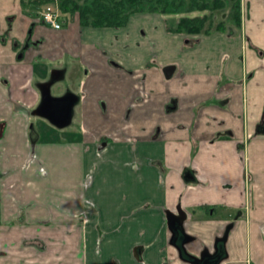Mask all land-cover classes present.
<instances>
[{
    "label": "crops",
    "instance_id": "1",
    "mask_svg": "<svg viewBox=\"0 0 264 264\" xmlns=\"http://www.w3.org/2000/svg\"><path fill=\"white\" fill-rule=\"evenodd\" d=\"M241 7L240 36L154 48L141 28L165 33L160 14L54 29L0 0V264H192L222 237L220 264H264V0ZM54 70L82 79L83 130L43 137Z\"/></svg>",
    "mask_w": 264,
    "mask_h": 264
},
{
    "label": "trees",
    "instance_id": "2",
    "mask_svg": "<svg viewBox=\"0 0 264 264\" xmlns=\"http://www.w3.org/2000/svg\"><path fill=\"white\" fill-rule=\"evenodd\" d=\"M21 1L33 15L57 3V0ZM61 9L67 22L78 14L82 26L119 28L127 25L134 14L156 13L163 16L170 33L211 34L223 31L228 36L242 34L241 0H234L230 5L225 0H62ZM172 233L173 240L183 239L184 247L188 235L182 229H174ZM225 239H218L215 252L204 251L201 260L191 255L184 257L191 263L220 264L226 257Z\"/></svg>",
    "mask_w": 264,
    "mask_h": 264
},
{
    "label": "rangeland",
    "instance_id": "3",
    "mask_svg": "<svg viewBox=\"0 0 264 264\" xmlns=\"http://www.w3.org/2000/svg\"><path fill=\"white\" fill-rule=\"evenodd\" d=\"M62 3V0H60ZM79 2H82L83 0H78ZM228 5L233 3L234 0H225ZM61 3H59L58 6H54L58 12L61 14V17L64 18L65 14L63 13L61 9ZM32 11V9H31ZM156 14V13H155ZM147 21V19H145ZM154 20H151L149 22L150 26L152 28H145L143 26L141 28V31H146L147 36L149 37V46L158 48L163 47L165 44V37L166 34H175L170 33L167 28L166 24L164 23V31L165 33L160 32V28L158 25H155L153 23ZM47 25V24H45ZM48 26V25H47ZM149 26V27H150ZM154 26V27H153ZM149 29V30H148ZM151 34L155 36L154 40L151 39ZM240 36V35H235ZM148 43V42H147ZM151 64L154 63V61L150 62ZM81 77H71V74H69L67 77L63 79L56 80L55 83L51 87V94L54 97H59L62 95H66L71 91H75V94L80 96L81 91ZM76 115L73 112V120L71 123L65 127H56L54 126L47 118L41 117V116H32L31 119V127H33V130L39 135L45 137L46 135L48 137L54 136V135H66V134H73L77 132H81L83 130L82 122H81V104L80 102H77L76 104ZM33 132V131H32Z\"/></svg>",
    "mask_w": 264,
    "mask_h": 264
},
{
    "label": "water",
    "instance_id": "4",
    "mask_svg": "<svg viewBox=\"0 0 264 264\" xmlns=\"http://www.w3.org/2000/svg\"><path fill=\"white\" fill-rule=\"evenodd\" d=\"M61 77V71L54 70L51 75V80L49 82H44L39 85V88L41 90L42 100L40 105L33 110V114L37 116H41L44 118H47L50 122L55 124L57 127H65L71 123L72 117L71 114L66 115L64 118L59 119L55 116V114L51 110V104L54 99V97L51 94V86L54 81L59 80ZM77 99L75 100V102ZM185 215L183 212H179L177 214L170 213L168 215V223L171 230L174 229H180L182 227V222ZM188 238L186 237V240L184 243H186ZM203 255L201 257H198L197 259L201 260ZM192 264H198L197 261H194Z\"/></svg>",
    "mask_w": 264,
    "mask_h": 264
},
{
    "label": "flooded vegetation",
    "instance_id": "5",
    "mask_svg": "<svg viewBox=\"0 0 264 264\" xmlns=\"http://www.w3.org/2000/svg\"><path fill=\"white\" fill-rule=\"evenodd\" d=\"M57 5V3H56ZM242 9V7H241ZM42 9L39 10L38 14L40 16V11ZM217 32V31H216ZM223 32V31H222ZM227 34V33H226ZM232 37V36H229ZM235 37V36H234ZM52 78L50 77V79H48L46 82H49ZM55 83V81L53 82V84ZM52 84V85H53ZM52 87V86H51ZM54 97V96H53ZM78 95H76L73 92H69L66 95H62L59 97H54L52 104H51V110L52 112L55 114V116L59 119L64 118L66 115L71 114L72 120H73V109L75 107V105L77 104V102H79L78 100ZM77 99V101L75 102V100ZM71 120V121H72ZM52 123V122H51ZM53 124V123H52ZM54 126H56L55 124H53ZM57 127V126H56ZM203 255V253L201 254ZM201 255L199 257H201ZM198 263V262H197ZM199 264V263H198ZM202 264V263H200ZM203 264H206V262H203Z\"/></svg>",
    "mask_w": 264,
    "mask_h": 264
},
{
    "label": "built area",
    "instance_id": "6",
    "mask_svg": "<svg viewBox=\"0 0 264 264\" xmlns=\"http://www.w3.org/2000/svg\"><path fill=\"white\" fill-rule=\"evenodd\" d=\"M40 18L42 21L53 27L54 29H60L63 26V22L60 20L61 14L54 6H47L40 11Z\"/></svg>",
    "mask_w": 264,
    "mask_h": 264
}]
</instances>
